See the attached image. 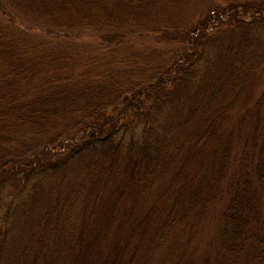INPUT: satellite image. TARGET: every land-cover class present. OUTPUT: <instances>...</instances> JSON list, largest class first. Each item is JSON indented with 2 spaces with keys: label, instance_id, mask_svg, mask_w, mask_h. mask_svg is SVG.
I'll use <instances>...</instances> for the list:
<instances>
[{
  "label": "trees",
  "instance_id": "trees-1",
  "mask_svg": "<svg viewBox=\"0 0 264 264\" xmlns=\"http://www.w3.org/2000/svg\"><path fill=\"white\" fill-rule=\"evenodd\" d=\"M229 1L227 9L233 15L223 9L212 16L209 8L193 28L175 36L179 31L171 23L167 25L172 28L151 33L165 21H155L150 0H0V137L26 126L52 128L55 134L45 146L15 151L13 156L0 153V264H107L104 258L113 259L120 232L119 221L114 220L121 213V202L132 201L147 177L161 171L165 175L170 165L161 152L164 139L154 131L165 107L178 119L177 129L185 130L188 121L199 119L186 139L191 140L186 150H196L200 139L203 144L215 143L197 160L200 174L209 169L211 188L182 189L178 202L184 199V203L178 206L175 201L170 212L192 217L194 208L220 203L219 249L237 254L257 242L253 227L264 200V94L253 108L245 109V117L254 112L249 121L254 125L259 120L258 128L242 136V127H234L221 136L214 126L223 109L219 105L227 106L244 95L255 73L251 62L264 60V0L241 5ZM238 6L241 15L252 14L248 22L239 17ZM213 22L214 35L207 33ZM64 25L100 27L120 38L143 27L139 39L146 48L142 55L128 53L130 67L138 64L132 71L110 70L104 72L103 82H77L75 76L69 79L80 67L69 57L68 48L60 46L54 54L59 59L53 56L46 62L36 55L51 57L52 46L42 47L46 37L37 41L32 32ZM222 25L225 30L218 33ZM162 51H171L167 60ZM131 72L147 73L154 82L140 87L129 78ZM49 73H59L54 77L58 80L51 83ZM24 82L34 85L26 90L21 87ZM118 84L126 85V91ZM25 90L35 94L27 99ZM183 108L184 119L178 117ZM233 141L242 151L239 168L229 173ZM189 182L184 181V187ZM97 184L101 188L96 191ZM108 190L100 218L90 219L94 229L86 227L76 236L66 224V212L79 206L83 213L98 203L101 209L99 201ZM90 217L89 213L86 220Z\"/></svg>",
  "mask_w": 264,
  "mask_h": 264
},
{
  "label": "rangeland",
  "instance_id": "rangeland-1",
  "mask_svg": "<svg viewBox=\"0 0 264 264\" xmlns=\"http://www.w3.org/2000/svg\"><path fill=\"white\" fill-rule=\"evenodd\" d=\"M233 1V3L241 5L244 3H259L262 0ZM229 3V0H150V4L154 9V13L151 12V14L155 17V21L157 18H161L165 21V25L173 24L176 27L174 29H178L179 31L174 34L175 36L184 34L190 27L193 28L200 18L204 17V12L209 8H211L212 16L215 12L220 14L223 9L227 11L226 14L233 15V11L230 10V13L227 9ZM236 9L238 14H240L239 17L248 22L252 14L241 15V6H238ZM214 24L213 22L208 25L207 33L212 35L217 34V30L213 28ZM160 25L154 27L155 31L153 30L151 33H160L172 28L161 23ZM224 28L225 25H222L218 33L224 31ZM49 31L50 34L48 35ZM49 31H42L41 29L32 32L38 37L37 41L42 37H46L44 38L46 42L42 47L52 46V53H49L51 57L46 56L44 53H39L36 54L37 59L45 62L52 59L53 56L55 59H59L54 54L59 51L60 46L68 48L66 52H72L69 57L75 58L77 68L80 67L79 71L72 72L69 79H73L72 77L75 76L76 78L74 79H78L76 80L77 82L81 80V82L85 83H99L106 80L103 79L104 75L107 74L104 72L110 70H112L111 72L119 70L132 71L138 67V64H133L130 67L131 64L129 62L131 59L127 57L128 53L133 52L136 55H142L144 54L143 50L146 48L139 39V35L145 32L143 27L130 32L126 31L122 38L118 37V35L114 37V35L104 32L100 27L93 29L92 27L80 28L64 25L49 29ZM157 35L155 34V36ZM113 39H117L119 42L116 43ZM219 39L221 41L217 43V46L222 45V42H224V37ZM169 53L171 51H166V53L164 52L161 55L167 60L170 57ZM251 66L255 70V73L252 75L249 84L246 83L243 89L245 93L242 98L227 106L225 104L219 105L223 109H221L218 115L217 128L216 125L214 128L221 136L226 135L234 127L237 130L242 127L240 131L242 136L250 128H258L257 124L259 120H255L258 122L254 125H252L251 120L249 121V119H252L251 116L254 112L248 117L244 115L245 109L249 107L253 108L256 99L264 94V60L252 61ZM50 67L53 70H59L58 66ZM141 67L143 66L141 65ZM33 69L35 70L36 67ZM72 70L76 69L72 68ZM138 73L131 72L129 78L135 84L139 83L140 87L149 81H153L147 73L144 75ZM57 74L59 73H55L53 76L50 73L48 74L51 77V83L52 80H58L57 78L54 79ZM40 76L43 77L42 75ZM39 79L41 78H37L36 81L41 83ZM33 85L34 83H25L21 87L28 90ZM117 86L125 91L127 89V86L124 84H118ZM27 92L25 93L27 99L35 94L34 90ZM22 100L26 102V100ZM165 108V111L161 112V115L156 119L154 131L160 133L164 139V150H161V152L165 160L170 162V165L164 169L166 171L165 175L161 174V171L160 174L154 173L152 176L147 177L140 188L136 189L132 201L124 199L121 202V210L119 211L121 213L114 220L115 222L119 221L120 227V232L115 242L118 244V249L114 252L113 259L112 257L104 258L107 264L109 261H111V264L112 262L113 264H264V255H261L264 245L258 244V242L264 244V200L260 203L259 216L253 227L254 238L257 242L249 243L241 252L231 255H227L219 249L218 237L221 226L220 203L217 205L215 202H211L209 207H205L204 210L194 208L192 217L190 215L183 217L180 213L170 212V210L176 207L174 206L175 201H177L178 206L184 203V199L178 202V192H182V189L188 192V190L199 189V187L203 191L208 188L207 186L211 188L212 185L209 183L213 180L211 181L210 179L209 169L204 168L203 173L200 174L197 171V160L204 158L205 154L210 153L215 143L213 141L210 145L203 144V140L200 139L196 150H186L188 143L191 141L188 140L187 143L186 139L190 136L193 128L199 125L197 124L199 119L197 117L196 120L188 121L184 125L185 130L177 129L175 125L178 119H173V115L169 111L170 107ZM183 110L184 108L179 112L178 117L183 116L184 119L186 115H183ZM52 131V128L38 130L35 127L29 126L16 129L7 135V138L0 137V153L8 154L20 150L29 151L35 148L36 145L45 146L48 144V140L55 138V134ZM130 132V130L126 131V133ZM233 132L236 131L234 130ZM203 138L206 140L208 135L204 134ZM198 139L196 137L192 140ZM215 140L218 141V138ZM231 147L232 149L237 148L234 145V141ZM235 149L231 150L230 153L233 156L231 158L233 161L228 166L229 173H235L239 168L242 150ZM14 154L16 153H12L11 156ZM209 161H211L210 156L207 162ZM190 176L191 178L197 176V179L191 181ZM226 179L227 177H225ZM186 180L190 182L187 187H184V181ZM222 186L216 192L215 199L221 193ZM100 188L99 184H97L96 191ZM206 193L212 195L214 192ZM102 195L104 200L99 201H102L101 209H99L100 203H98L99 205L97 204L95 209L90 205L89 209H86L83 213L80 211L79 206L76 207V211L72 209L66 212V224L70 226L73 233H76V236L81 235V231L86 227H90L88 231L94 229V224L91 223L90 219L95 220L96 218H100L105 204L108 203L110 191L108 190L102 193ZM129 202L131 205L127 209L125 207ZM210 207L213 210H210ZM89 210H93L94 212ZM89 213L91 217L86 220ZM121 219L122 223L120 222Z\"/></svg>",
  "mask_w": 264,
  "mask_h": 264
}]
</instances>
